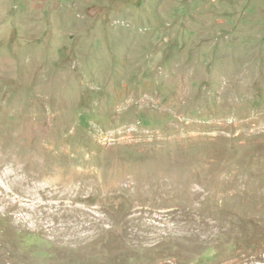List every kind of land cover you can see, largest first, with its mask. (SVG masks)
<instances>
[{
    "label": "rangeland",
    "instance_id": "1",
    "mask_svg": "<svg viewBox=\"0 0 264 264\" xmlns=\"http://www.w3.org/2000/svg\"><path fill=\"white\" fill-rule=\"evenodd\" d=\"M0 264H264V0H0Z\"/></svg>",
    "mask_w": 264,
    "mask_h": 264
}]
</instances>
